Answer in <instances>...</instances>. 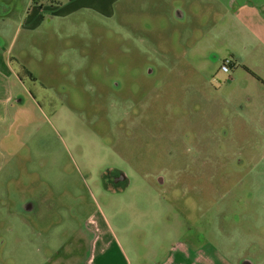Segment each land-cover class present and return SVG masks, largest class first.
<instances>
[{
    "label": "rangeland",
    "instance_id": "obj_1",
    "mask_svg": "<svg viewBox=\"0 0 264 264\" xmlns=\"http://www.w3.org/2000/svg\"><path fill=\"white\" fill-rule=\"evenodd\" d=\"M208 1L46 11L24 31L0 144V264H80L101 211L133 264L196 237L263 256L264 50L216 38ZM31 196L38 213H16Z\"/></svg>",
    "mask_w": 264,
    "mask_h": 264
},
{
    "label": "crops",
    "instance_id": "obj_2",
    "mask_svg": "<svg viewBox=\"0 0 264 264\" xmlns=\"http://www.w3.org/2000/svg\"><path fill=\"white\" fill-rule=\"evenodd\" d=\"M117 1L120 0H50L49 4L48 2L46 4L45 0L0 1V144L1 140L7 136L6 133L9 132L10 112L17 95L14 87L20 86V89L23 87V79L17 73L18 66L15 65V61L19 62L23 59L11 53L17 41L20 40L19 43H22V46L16 50L20 55L25 48V43H23L25 38L32 37L30 33H25L26 36H24V31L34 30L43 17L42 13L46 11L63 18L81 9L92 8L98 13L108 16L113 14L112 7ZM188 2L185 1V7L189 5ZM208 4L214 18L213 21L219 24L215 27L216 38L224 36L228 31L231 34L227 36L239 37L240 41L237 46L242 51L260 54L264 50V0H213L208 1ZM183 14L181 12V15ZM30 39L32 40V38ZM28 45L27 43L26 46L28 47ZM255 49L260 51H249ZM1 167L0 165V171ZM37 195L40 197L39 193ZM15 196L18 195L15 193ZM19 208L16 210L18 214H37L40 205L36 198L31 196L23 200ZM98 214V223L96 222L88 229L90 237L85 246V255L81 253L75 259L72 260L70 257L69 260L79 261L80 264H133L123 240L117 238L108 226L109 223L104 212L101 211ZM102 233L106 235V238ZM226 242L223 240L222 243H216V241L213 242L207 238L196 237L188 244H181L180 249L169 251L162 260L154 261H158L156 264H264V245L263 247L262 244L258 245L257 250L259 253L262 252L263 256L253 262L244 259L240 254L226 250L228 245ZM239 245L243 246L242 243ZM73 251L75 250H71V252ZM46 262L55 264L56 259L53 258L51 261L47 258Z\"/></svg>",
    "mask_w": 264,
    "mask_h": 264
},
{
    "label": "built area",
    "instance_id": "obj_3",
    "mask_svg": "<svg viewBox=\"0 0 264 264\" xmlns=\"http://www.w3.org/2000/svg\"><path fill=\"white\" fill-rule=\"evenodd\" d=\"M230 65H231V59L229 57H225L220 65L221 71L228 72Z\"/></svg>",
    "mask_w": 264,
    "mask_h": 264
}]
</instances>
